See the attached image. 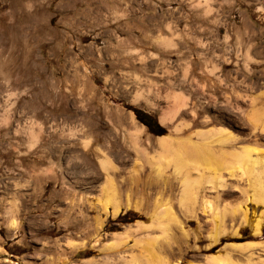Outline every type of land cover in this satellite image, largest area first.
<instances>
[{"label": "rangeland", "instance_id": "374dc122", "mask_svg": "<svg viewBox=\"0 0 264 264\" xmlns=\"http://www.w3.org/2000/svg\"><path fill=\"white\" fill-rule=\"evenodd\" d=\"M246 11L264 49V0H0V264H210L264 243L232 161L264 151V55L233 58L258 32ZM161 136L212 157L157 168Z\"/></svg>", "mask_w": 264, "mask_h": 264}, {"label": "bare ground", "instance_id": "6f19581e", "mask_svg": "<svg viewBox=\"0 0 264 264\" xmlns=\"http://www.w3.org/2000/svg\"><path fill=\"white\" fill-rule=\"evenodd\" d=\"M259 127H260L259 131L261 133L264 132V120L263 122H261V125ZM199 133L201 135L200 137H207V135L212 134L207 131L199 132ZM180 139L181 138L175 139L170 136H161L157 139V143L160 148V151L158 152V156H157L159 160L155 163L157 168H160L163 165L165 167V165L168 164L175 167V169L178 170H180L184 166L186 167L192 166L193 168H195L198 162L200 161V159H202V161L204 160L205 163H207L209 158L212 157L211 156L212 152L209 150L210 148H207L208 142L204 144L201 143L199 144L198 142L197 144L189 139L187 141H182ZM232 161L236 164L235 166L237 169L244 172L247 178L246 180L247 188L244 190L245 193L247 194V195L245 194L247 197L246 201L249 200L254 203H258V202L263 203L264 202V151L257 150L254 148H244L242 153L232 155ZM100 163L103 169L104 168L107 169L111 167V163L106 158H103ZM193 183L195 182L193 181L192 183L190 182L187 183L185 185L183 192L188 190V186L191 185L193 186ZM218 183L220 184V186L223 185V181ZM111 197H109L108 199L109 204L111 202L115 203L112 201L113 197L112 199ZM111 205L114 206L113 214H115L118 209L117 207L115 208V204H111ZM245 211H243L242 214L240 215L242 225L244 224L248 226L252 234L254 236H258L261 233V229H262L261 225L264 220V211L261 212V214H257L255 216H247L246 215L247 212ZM240 231H241L240 229L239 231L236 229L234 232H232L233 235L230 238L234 240L241 239L242 235ZM219 234H220V229L217 225V227L214 228V231L210 236L214 241H216ZM232 246L234 253L228 255L226 258H215V259L213 258L210 261L211 262L210 264H264V257L259 256L260 254L258 251V250H264V243H258L252 241L244 245L238 246L234 244ZM239 257L244 258V261L241 262ZM6 259L8 258L7 257L3 258V260Z\"/></svg>", "mask_w": 264, "mask_h": 264}, {"label": "crops", "instance_id": "0c3cea01", "mask_svg": "<svg viewBox=\"0 0 264 264\" xmlns=\"http://www.w3.org/2000/svg\"><path fill=\"white\" fill-rule=\"evenodd\" d=\"M245 19L244 21V27L246 28V30H251V27H254L258 30V32H256L255 34V38L253 39H248L246 38V41H242L241 43H239V46H240V52L239 53H234L232 51V53H234V56L233 54L232 55H229L230 57L233 56V58H236V56L238 55L237 58H240V57H263L264 55V49H262L263 47V42H262V37H261V31L256 27V24L253 22L252 18L249 16V12H245ZM262 20H264V16H262ZM166 29V28H165ZM262 29V28H261ZM166 31V30H165ZM167 36L168 35H165L164 37V44L167 45L166 47L170 46L171 45V42L167 39ZM163 38V37H162ZM178 37H176V42L173 41L172 42V45L175 43V45H180V44H183V38H181L180 40L177 39ZM181 41V43L179 42ZM162 45V44H161ZM164 46V45H162ZM175 93L177 92H180L179 90H176V91H173Z\"/></svg>", "mask_w": 264, "mask_h": 264}, {"label": "trees", "instance_id": "16d2710c", "mask_svg": "<svg viewBox=\"0 0 264 264\" xmlns=\"http://www.w3.org/2000/svg\"><path fill=\"white\" fill-rule=\"evenodd\" d=\"M135 117L142 122L151 132L155 135H163L164 134V128L158 123L157 119L153 117L151 114L146 113L140 109H132Z\"/></svg>", "mask_w": 264, "mask_h": 264}]
</instances>
